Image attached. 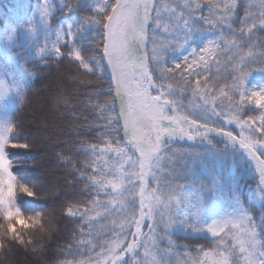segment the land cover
<instances>
[{
    "label": "snow or ice",
    "instance_id": "obj_1",
    "mask_svg": "<svg viewBox=\"0 0 264 264\" xmlns=\"http://www.w3.org/2000/svg\"><path fill=\"white\" fill-rule=\"evenodd\" d=\"M33 103L72 109L55 145L18 117ZM17 251L264 264V0H19L0 18V264Z\"/></svg>",
    "mask_w": 264,
    "mask_h": 264
},
{
    "label": "trees",
    "instance_id": "obj_2",
    "mask_svg": "<svg viewBox=\"0 0 264 264\" xmlns=\"http://www.w3.org/2000/svg\"><path fill=\"white\" fill-rule=\"evenodd\" d=\"M18 2L19 0H0V18H3L5 14L14 9ZM54 71L55 70H53V72ZM50 79L54 85L56 82L55 76L50 77ZM43 83L47 84L48 82L44 81ZM104 86L106 88L107 84ZM64 88L66 92L75 91L71 85H64ZM55 93L56 89L54 86H52L46 93V96L50 98ZM30 98L33 100L35 99L34 97ZM70 111H72V109L63 106L49 104L41 107L39 103H33L29 104L25 109H22L18 113V117L23 118L26 125L29 128H32L34 131L36 130V125H39V132L43 133V143H51L55 145L66 134L64 130L58 126L72 123V121L67 118L70 114ZM58 150L59 149L55 146L52 147L48 153L49 157L51 158V153ZM22 151L23 150H17V154H20ZM65 223L66 221L60 220V227L63 228ZM12 259L16 261L17 264H38V258H34L32 255L25 254L22 251H17ZM2 260L3 258L0 257V261Z\"/></svg>",
    "mask_w": 264,
    "mask_h": 264
}]
</instances>
